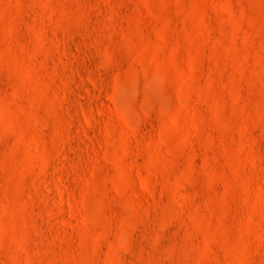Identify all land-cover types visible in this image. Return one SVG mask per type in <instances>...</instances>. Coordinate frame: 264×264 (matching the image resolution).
I'll use <instances>...</instances> for the list:
<instances>
[{
    "label": "rangeland",
    "instance_id": "rangeland-1",
    "mask_svg": "<svg viewBox=\"0 0 264 264\" xmlns=\"http://www.w3.org/2000/svg\"><path fill=\"white\" fill-rule=\"evenodd\" d=\"M0 264H264V0H0Z\"/></svg>",
    "mask_w": 264,
    "mask_h": 264
}]
</instances>
